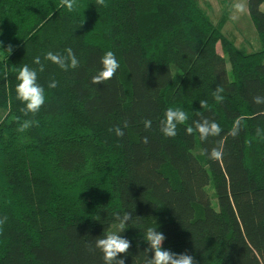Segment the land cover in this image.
Segmentation results:
<instances>
[{"label": "trees", "instance_id": "obj_1", "mask_svg": "<svg viewBox=\"0 0 264 264\" xmlns=\"http://www.w3.org/2000/svg\"><path fill=\"white\" fill-rule=\"evenodd\" d=\"M77 2L69 12L61 0H0V264H104L95 241L117 231L114 214L125 211V264L153 255L143 238L149 227L164 234V248L198 264H264V104L253 102L264 97V0H246L260 46L249 52L198 0ZM69 47L76 69L44 59ZM109 50L120 67L93 84ZM37 56L45 103L25 116L14 69L38 70ZM169 107L189 116L174 137L161 131ZM202 118L221 134H187ZM25 119L38 126L18 131ZM116 126L122 137L110 131ZM214 147L219 161L209 156Z\"/></svg>", "mask_w": 264, "mask_h": 264}, {"label": "clouds", "instance_id": "obj_2", "mask_svg": "<svg viewBox=\"0 0 264 264\" xmlns=\"http://www.w3.org/2000/svg\"><path fill=\"white\" fill-rule=\"evenodd\" d=\"M98 5L107 7L106 0H96ZM61 6L65 7L69 12L75 11L78 8L77 0H61ZM233 14L231 16L232 20H237L239 15L246 11V5L244 0H235L232 5ZM3 42L0 41V44ZM6 52L9 54L13 51V46L9 44L5 48ZM45 60L51 61L58 65L61 69L67 71L69 69H76L79 67V60L74 54L72 48L66 49V54H54L49 51L44 56ZM102 68L92 76V83L96 85L103 84L104 82L110 80L118 68L120 67L119 61L117 60L113 51L109 50L104 53L101 57ZM33 63L39 65V69H35L25 64L19 69H14L17 72L16 79L18 81L16 85L17 98L25 104V107L21 109L25 116L28 113L35 115L45 103V89L38 83V71L43 72L45 65L41 62L39 56L35 57ZM57 82L53 80L49 83V88L56 87ZM224 88L222 86H217L213 92V97L216 102H223L225 97L222 95ZM253 102L256 104H264V97L254 96ZM201 108L207 109L208 103L205 100L200 101ZM19 120V118H17ZM189 119L188 113L179 107H169L165 112V118L161 121V131L166 137H174L177 134V126L180 124H185ZM242 119L237 118L230 130V135L236 137L239 135L242 128ZM145 129H149L152 126V121L150 119H145L143 121ZM33 125L38 126V121L32 119H25L19 124L18 131L25 132ZM124 127L127 128V122L124 123ZM115 131L117 136H123L124 131L120 126H116L110 131ZM194 131H197L200 135L201 140H207L210 136H219L222 129L218 123L215 121H210L207 118H202L200 120L194 121L193 126H188L186 128V133L191 135ZM260 134V129H257V135ZM144 143H148V137L143 138ZM251 141H249V144ZM209 156L211 159L219 161L223 156L221 148H212ZM115 218L118 220V230L109 231L104 233V235L95 241V247L100 249L103 253L104 264H125L122 257L118 258V254L127 255L130 248V241L120 233H122L126 228V222L130 221L132 218V213L125 211L122 215L120 213H115ZM7 217L0 218V226L6 223ZM143 238L148 242V249L146 252L151 251L153 255L151 258H147L145 264H198V261L193 255L187 253V251L182 253H176L169 249L163 247V241L165 236L161 231L155 228L149 227L146 230ZM91 250V249H90Z\"/></svg>", "mask_w": 264, "mask_h": 264}, {"label": "rangeland", "instance_id": "obj_3", "mask_svg": "<svg viewBox=\"0 0 264 264\" xmlns=\"http://www.w3.org/2000/svg\"><path fill=\"white\" fill-rule=\"evenodd\" d=\"M200 5L208 12L213 22H217L220 18H224L222 32L231 38L237 47L246 52L258 50L260 46L255 29L250 22L248 11L239 15L237 20H232L231 16L235 14L232 5L235 0H198ZM246 5V0H244ZM247 9V8H246ZM217 51L221 53V49L217 44ZM228 66V63H227ZM4 111L0 109V120Z\"/></svg>", "mask_w": 264, "mask_h": 264}]
</instances>
